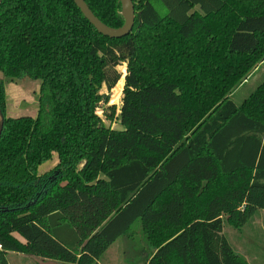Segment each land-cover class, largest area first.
I'll return each mask as SVG.
<instances>
[{"label":"trees","instance_id":"16d2710c","mask_svg":"<svg viewBox=\"0 0 264 264\" xmlns=\"http://www.w3.org/2000/svg\"><path fill=\"white\" fill-rule=\"evenodd\" d=\"M85 1L124 24L120 0ZM132 1L113 38L73 0H2L0 74L40 86L35 116L8 115L0 77V264H94L135 225L145 264H251L224 220L264 210V81L230 94L264 60V0ZM121 79L113 128L98 108Z\"/></svg>","mask_w":264,"mask_h":264},{"label":"rangeland","instance_id":"374dc122","mask_svg":"<svg viewBox=\"0 0 264 264\" xmlns=\"http://www.w3.org/2000/svg\"><path fill=\"white\" fill-rule=\"evenodd\" d=\"M120 68L125 72L124 65ZM0 77L5 84L7 114L35 116L38 110L39 81L29 76L10 79L0 74ZM263 81L264 60H261L247 80L243 81L230 95L237 104H241ZM120 82L121 85L117 84L109 92L108 102L103 99L98 108L103 123L113 128H119L121 125L116 120L109 119L107 115L111 113L110 106L119 107L121 103L124 80L121 79ZM56 161L57 156L55 155L40 169H50ZM224 219L227 217L225 216ZM224 233L235 251L244 256L251 264H264V210H258L241 228H236L224 220ZM148 253L147 241L143 238L139 227L135 225L131 230V236L120 237L107 249L100 264H145Z\"/></svg>","mask_w":264,"mask_h":264},{"label":"water","instance_id":"95a60500","mask_svg":"<svg viewBox=\"0 0 264 264\" xmlns=\"http://www.w3.org/2000/svg\"><path fill=\"white\" fill-rule=\"evenodd\" d=\"M76 5L80 8L84 16L89 20L90 23L94 25L97 31L103 35L113 37V38H120L127 34H129L134 26L135 21V9L132 0H120L122 10L121 13L125 19L123 25L119 27H113L106 23H104L100 18H98L94 12L91 10L89 5L86 3L85 0H73ZM2 0H0L1 5ZM123 88V87H122ZM3 129V119L0 121V134Z\"/></svg>","mask_w":264,"mask_h":264},{"label":"crops","instance_id":"0c3cea01","mask_svg":"<svg viewBox=\"0 0 264 264\" xmlns=\"http://www.w3.org/2000/svg\"><path fill=\"white\" fill-rule=\"evenodd\" d=\"M21 240H23L20 237ZM9 264H62L56 259H48L39 256H34L22 252L9 251L6 253ZM100 260L94 264H100Z\"/></svg>","mask_w":264,"mask_h":264},{"label":"built area","instance_id":"2783aa9c","mask_svg":"<svg viewBox=\"0 0 264 264\" xmlns=\"http://www.w3.org/2000/svg\"><path fill=\"white\" fill-rule=\"evenodd\" d=\"M2 248V245H1V243H0V249Z\"/></svg>","mask_w":264,"mask_h":264}]
</instances>
